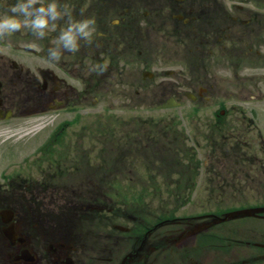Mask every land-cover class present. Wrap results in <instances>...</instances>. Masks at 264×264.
Returning a JSON list of instances; mask_svg holds the SVG:
<instances>
[{
	"label": "flooded vegetation",
	"instance_id": "af4514ba",
	"mask_svg": "<svg viewBox=\"0 0 264 264\" xmlns=\"http://www.w3.org/2000/svg\"><path fill=\"white\" fill-rule=\"evenodd\" d=\"M10 2L0 0V13ZM59 3L96 19L79 51L49 62L52 29L44 38L26 28L0 38V264H264V212L219 224L213 216L196 223L211 211L176 215L161 205L153 213L154 197L190 199L183 190L192 180L181 171L171 182L184 188L151 194L154 185L144 186L122 210V195L105 193L108 156L100 147L97 168L87 170L92 156L83 140L88 118L98 133L102 128L89 107L113 105L115 97L216 106L196 141L208 172L192 184L205 194L212 185L240 186L243 201L264 205V0ZM97 62L107 71H91ZM31 122L43 129L21 139ZM212 137L232 143L211 145Z\"/></svg>",
	"mask_w": 264,
	"mask_h": 264
},
{
	"label": "rangeland",
	"instance_id": "374dc122",
	"mask_svg": "<svg viewBox=\"0 0 264 264\" xmlns=\"http://www.w3.org/2000/svg\"><path fill=\"white\" fill-rule=\"evenodd\" d=\"M112 100L115 102L113 105L89 107L88 117L98 115L102 128L98 133L88 118V128L83 134V140L90 152L89 156H92L87 170L95 171L97 168L99 159L96 158V152L100 151V147L103 148L105 157L108 156L109 162L105 159V165L109 163L110 167L103 170L105 185L108 187L105 193L109 195L120 193L121 200L124 199V202L120 201L122 210L129 206V196L133 193L144 192V186L154 185L155 189L151 194H165L168 187L184 188L183 185L171 182L182 177L176 174L178 171L184 173L183 178L192 180L183 190L185 196L189 195L190 199L181 201L176 198H166V195L162 198L154 197L150 199L153 213L158 214L157 212L163 211L165 208L161 205L175 209L174 214L176 215L196 214L202 211L216 213L228 207H236L239 201L243 200L241 196L236 195L240 186L212 185L205 194V191L198 192L196 185L192 184L199 174L205 175L208 172L204 165L207 160L203 159L206 153L196 146L198 144L196 141L201 129L199 124H206L205 120L215 113L216 106L196 107L195 103L186 98H183L178 106L165 108L138 103L128 104L125 103L128 100L122 97H115ZM226 129L230 131L228 124ZM201 131L207 134L208 130L204 127ZM31 132L24 136L27 138ZM69 134L67 132V136ZM248 135L252 138L253 133ZM201 138L207 139L208 137ZM65 139L66 137L62 145H65ZM213 140L212 137L211 145L232 143L231 138L230 140L222 138L217 144L212 143ZM27 143L26 141L25 144ZM205 144L200 142L199 145ZM207 145H210V142ZM179 147L184 149H176ZM190 163L196 164L190 167ZM210 177L215 178L211 173ZM136 180L140 184H136ZM223 188L229 190L230 194L226 197L219 195V190ZM198 194H205L204 199L196 201ZM217 196H220L218 201L206 200L207 197L217 199ZM108 203L113 205L115 201L111 200ZM203 220V218L196 219V223ZM237 222L239 221H231L230 224ZM204 257H207L206 254Z\"/></svg>",
	"mask_w": 264,
	"mask_h": 264
},
{
	"label": "clouds",
	"instance_id": "9594fccd",
	"mask_svg": "<svg viewBox=\"0 0 264 264\" xmlns=\"http://www.w3.org/2000/svg\"><path fill=\"white\" fill-rule=\"evenodd\" d=\"M61 22H64L61 26ZM94 16H74L63 8L59 0H11L5 11L0 13V38L10 37L26 28L39 38L49 35V29L56 30L54 46L48 47L49 62H58L65 52L75 53L81 48V41L90 43L95 31ZM107 63L97 62L91 71L104 73Z\"/></svg>",
	"mask_w": 264,
	"mask_h": 264
},
{
	"label": "water",
	"instance_id": "95a60500",
	"mask_svg": "<svg viewBox=\"0 0 264 264\" xmlns=\"http://www.w3.org/2000/svg\"><path fill=\"white\" fill-rule=\"evenodd\" d=\"M238 212H240V213H248V212H251V211H247V212L238 211ZM233 214H235V212L234 213H231L229 215H233Z\"/></svg>",
	"mask_w": 264,
	"mask_h": 264
}]
</instances>
